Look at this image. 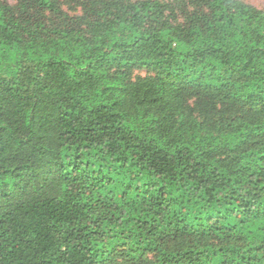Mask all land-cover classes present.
Masks as SVG:
<instances>
[{
	"label": "trees",
	"instance_id": "16d2710c",
	"mask_svg": "<svg viewBox=\"0 0 264 264\" xmlns=\"http://www.w3.org/2000/svg\"><path fill=\"white\" fill-rule=\"evenodd\" d=\"M181 2L0 0V264H264V11Z\"/></svg>",
	"mask_w": 264,
	"mask_h": 264
},
{
	"label": "rangeland",
	"instance_id": "374dc122",
	"mask_svg": "<svg viewBox=\"0 0 264 264\" xmlns=\"http://www.w3.org/2000/svg\"><path fill=\"white\" fill-rule=\"evenodd\" d=\"M59 8L67 15V17H81L86 11L84 8L77 3L80 0H56ZM88 1V0H86ZM136 1V0H134ZM168 4H172L176 9L177 20L180 22H186L184 8L187 6L186 3L181 2V0H160ZM245 3L252 5L260 10L264 11V0H242ZM10 4H16V0H8ZM190 7V4H188ZM191 9L193 7H190ZM41 19L45 21L47 26L59 25L63 21L60 18H57L53 13L44 11L41 13ZM147 75V71L142 68H135L131 71L130 79L136 80L139 77H145ZM188 105L194 108V102L190 100ZM197 115V113H195ZM120 264V263H118Z\"/></svg>",
	"mask_w": 264,
	"mask_h": 264
}]
</instances>
